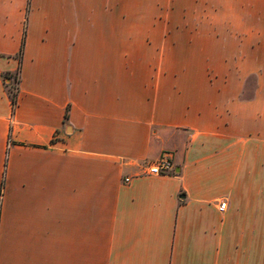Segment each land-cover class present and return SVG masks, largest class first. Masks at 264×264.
Segmentation results:
<instances>
[{
  "label": "crops",
  "instance_id": "obj_1",
  "mask_svg": "<svg viewBox=\"0 0 264 264\" xmlns=\"http://www.w3.org/2000/svg\"><path fill=\"white\" fill-rule=\"evenodd\" d=\"M124 3L0 0V264H264V62Z\"/></svg>",
  "mask_w": 264,
  "mask_h": 264
},
{
  "label": "rangeland",
  "instance_id": "obj_2",
  "mask_svg": "<svg viewBox=\"0 0 264 264\" xmlns=\"http://www.w3.org/2000/svg\"><path fill=\"white\" fill-rule=\"evenodd\" d=\"M124 1V13L159 15L164 47L176 45L190 63L218 67L250 56L264 62V0ZM11 80L14 91V76Z\"/></svg>",
  "mask_w": 264,
  "mask_h": 264
},
{
  "label": "built area",
  "instance_id": "obj_3",
  "mask_svg": "<svg viewBox=\"0 0 264 264\" xmlns=\"http://www.w3.org/2000/svg\"><path fill=\"white\" fill-rule=\"evenodd\" d=\"M147 172L152 175L171 174L173 172L172 158L167 153H163L155 162L148 164ZM218 208L223 211L225 202H220Z\"/></svg>",
  "mask_w": 264,
  "mask_h": 264
},
{
  "label": "trees",
  "instance_id": "obj_4",
  "mask_svg": "<svg viewBox=\"0 0 264 264\" xmlns=\"http://www.w3.org/2000/svg\"><path fill=\"white\" fill-rule=\"evenodd\" d=\"M14 76V82L16 84L14 91L10 90L9 87L12 86L13 82H12V77ZM4 79H9V82L6 83L7 89H8V94L10 96V101H11V107H12V112L15 109V106L17 104V95H18V84H19V69H17V71L13 74H6L4 76ZM67 116V112L65 113V117Z\"/></svg>",
  "mask_w": 264,
  "mask_h": 264
}]
</instances>
